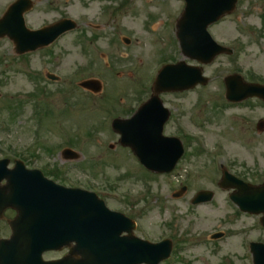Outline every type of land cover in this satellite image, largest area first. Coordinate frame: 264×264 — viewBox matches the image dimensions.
Returning a JSON list of instances; mask_svg holds the SVG:
<instances>
[{"label": "rangeland", "instance_id": "obj_1", "mask_svg": "<svg viewBox=\"0 0 264 264\" xmlns=\"http://www.w3.org/2000/svg\"><path fill=\"white\" fill-rule=\"evenodd\" d=\"M15 1L0 0V18ZM36 5L31 16L40 20L41 27L70 17L78 29L50 49L20 58L10 40L0 39V158L19 153L28 158L32 153L38 159L31 158L35 164L31 168L59 166L68 175L66 183L85 187L82 183L91 181L93 189H108L104 198L108 205L140 216L137 236L173 242L169 264H251L248 245L264 243V229L260 217L238 212L229 194L218 187L219 165L253 185L264 183V131L257 130L264 121V102L249 100L220 110L215 104L227 103L224 79L237 71L246 81L251 82L252 74L264 80V39L258 38L264 0H240L236 11L213 29L220 42L235 44V54L202 66L210 80L206 87L162 97L174 117L166 134H177L185 147L184 157L169 175L147 173L119 145V136L109 125L102 126L114 118L130 117L150 96L149 89L139 94L161 61L173 58V63L199 65L184 57L178 46L175 53L172 39L181 5L175 0H40ZM239 26L250 30L241 36ZM125 38L131 44H125ZM48 72L61 80L49 81ZM89 79L101 82L97 95L75 84ZM36 100H41L37 119ZM178 122L193 138L191 143ZM72 137L80 140L74 149L80 159L65 162L61 152L70 148ZM183 186L188 187L186 194L173 198ZM202 190L213 191L214 199L193 206L191 200ZM216 233L224 237L211 240Z\"/></svg>", "mask_w": 264, "mask_h": 264}, {"label": "water", "instance_id": "obj_2", "mask_svg": "<svg viewBox=\"0 0 264 264\" xmlns=\"http://www.w3.org/2000/svg\"><path fill=\"white\" fill-rule=\"evenodd\" d=\"M236 2L237 0H188L187 11L178 25V38L185 55L208 64L217 55L224 52L223 49L212 44L206 28L226 14L231 13L235 8ZM207 14H210L208 16L210 20L204 21L203 17ZM5 21L6 17L1 23L5 24ZM190 27L196 31L194 37L189 36L187 33V28ZM58 28H60L59 25L48 29L47 31L55 30L52 35L48 36H43L42 32H36L26 33L24 39H22L21 35H12L10 38L15 41L19 52L34 51L39 47L52 43L59 36ZM11 30V28L0 29V35L8 34ZM198 37L204 40H201L198 45H195V43L190 45L192 44L190 43L191 40H196ZM24 44L26 46H23ZM194 46L195 48L192 49ZM207 81V79L202 77L201 71L180 63L176 66H167L160 72L155 90L157 94L168 91H182L193 88L199 83L207 84ZM95 84V82H85L82 86L92 89ZM226 85L228 88L227 97L230 100L241 101L249 97H259L264 100V87L244 85L239 77L227 78ZM96 91L98 90L96 89ZM161 112H164L165 118L163 121H166L168 114L163 111L161 102L155 98L144 106L132 120H117L113 127L122 135L121 144L130 146L149 169L164 172L171 171L178 161L177 154L173 153V147L178 142L171 139L164 140L161 137L159 126H154L152 131L144 128V126H152L159 119L161 120ZM7 165L8 161L0 162V184L4 180L7 181L5 187L0 185V194L11 192L15 201L13 205L41 210V239L36 234L34 238L35 245L41 242V254L46 250L55 249L60 243H64L65 240L70 241V239L78 238L80 247H84L86 242L94 244L98 239H102L101 236H93L91 239L86 235L90 231L103 229L102 225H97L92 216V210L104 206L102 202L97 200L96 196L79 190H68L59 187L53 182L44 179L40 172L26 170L22 164L17 163L16 168L10 171L7 170ZM221 185L224 188L233 187L238 190L231 198L242 211L264 215V186L252 188L245 183L236 182L228 176L224 177ZM3 197L9 200L11 195H3ZM211 198V194L205 195V193H201L194 203L211 200ZM9 205L11 204H5V206ZM72 212L78 216L77 226L73 224L74 221L70 220L66 221L64 226L59 225L55 220H42L44 215H71ZM94 212L97 215L103 214L100 211ZM89 214H91L90 218H88ZM81 216L86 217V219L79 220ZM35 223L38 226L39 221ZM261 223L264 226V216L261 219ZM35 229L36 226L32 229L33 232H35ZM32 230L29 232H32ZM36 232L38 233L39 230H36ZM104 240H107L106 236H104ZM136 250L140 257L137 254L135 257L140 259L141 263L159 264L169 256L170 244L151 245L141 242L139 245L138 242V246L135 248L132 243H127L125 255L131 254L132 257ZM253 254L254 264H264L263 245H254ZM97 255L96 252L92 253L89 260L91 264L95 262L94 259Z\"/></svg>", "mask_w": 264, "mask_h": 264}, {"label": "flooded vegetation", "instance_id": "obj_3", "mask_svg": "<svg viewBox=\"0 0 264 264\" xmlns=\"http://www.w3.org/2000/svg\"><path fill=\"white\" fill-rule=\"evenodd\" d=\"M31 24L35 29L41 27L38 26V23L36 21H31ZM21 210L22 209L19 207H8L3 210L0 209V242L12 238L14 234L13 224L17 221L18 213ZM116 210L118 209H112V211ZM109 221L110 224H117L118 229L120 228L119 218L112 217L109 219ZM114 224H112L111 226H114ZM18 235L22 236V234ZM125 236L126 233L124 231L122 233L113 232L111 234L112 242H110V246L107 250L106 256L104 253L103 258L98 261L101 262L104 259L106 261V264H131V261H125L123 247L119 243V240H124ZM20 240H22V243L19 244H13V242L0 244V264H31V259L33 260L32 264H45V262H56L57 264H78V261L80 259L74 254L72 257L71 253L76 251L77 244L76 242H70L68 246H65L59 251L44 254L43 259L45 262L41 263V258L37 260L36 256L30 255L32 249L30 248V245L25 241V239L21 238Z\"/></svg>", "mask_w": 264, "mask_h": 264}]
</instances>
